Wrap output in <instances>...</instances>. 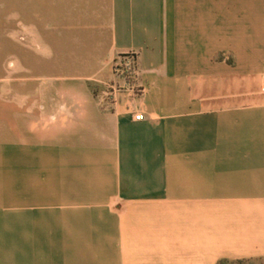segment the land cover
Masks as SVG:
<instances>
[{"label":"crops","instance_id":"crops-1","mask_svg":"<svg viewBox=\"0 0 264 264\" xmlns=\"http://www.w3.org/2000/svg\"><path fill=\"white\" fill-rule=\"evenodd\" d=\"M51 1L53 84L0 67V264L264 258V0Z\"/></svg>","mask_w":264,"mask_h":264},{"label":"rangeland","instance_id":"rangeland-1","mask_svg":"<svg viewBox=\"0 0 264 264\" xmlns=\"http://www.w3.org/2000/svg\"><path fill=\"white\" fill-rule=\"evenodd\" d=\"M53 3L51 0H0V67L19 76H40L38 83L43 87L53 82L48 77L49 72L38 68L44 61L54 59L57 51L46 45L45 21L42 20L40 27L36 23L30 27L28 15L36 10L51 9ZM4 105L11 108L13 104ZM222 264H264V258L227 260Z\"/></svg>","mask_w":264,"mask_h":264},{"label":"built area","instance_id":"built-area-1","mask_svg":"<svg viewBox=\"0 0 264 264\" xmlns=\"http://www.w3.org/2000/svg\"><path fill=\"white\" fill-rule=\"evenodd\" d=\"M117 69L119 71V73L125 77V78H130L133 76V72H134V66H133V61L132 59L128 58L125 61L121 62L118 66ZM131 91H134L133 89H131ZM134 118L136 120H142L144 118L142 113H136L134 115Z\"/></svg>","mask_w":264,"mask_h":264},{"label":"trees","instance_id":"trees-1","mask_svg":"<svg viewBox=\"0 0 264 264\" xmlns=\"http://www.w3.org/2000/svg\"><path fill=\"white\" fill-rule=\"evenodd\" d=\"M123 62V61H122ZM230 260V259H220L217 264H222L223 262Z\"/></svg>","mask_w":264,"mask_h":264}]
</instances>
